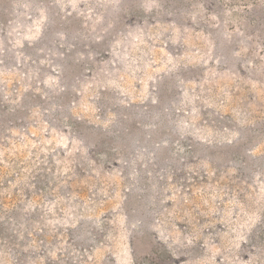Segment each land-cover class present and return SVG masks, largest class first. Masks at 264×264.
Listing matches in <instances>:
<instances>
[{
  "label": "rangeland",
  "instance_id": "374dc122",
  "mask_svg": "<svg viewBox=\"0 0 264 264\" xmlns=\"http://www.w3.org/2000/svg\"><path fill=\"white\" fill-rule=\"evenodd\" d=\"M0 264H264V0H0Z\"/></svg>",
  "mask_w": 264,
  "mask_h": 264
}]
</instances>
